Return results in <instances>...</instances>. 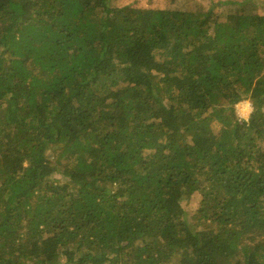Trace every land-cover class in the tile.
I'll return each mask as SVG.
<instances>
[{
  "label": "trees",
  "instance_id": "1",
  "mask_svg": "<svg viewBox=\"0 0 264 264\" xmlns=\"http://www.w3.org/2000/svg\"><path fill=\"white\" fill-rule=\"evenodd\" d=\"M218 4L0 0V264H264V5Z\"/></svg>",
  "mask_w": 264,
  "mask_h": 264
},
{
  "label": "rangeland",
  "instance_id": "2",
  "mask_svg": "<svg viewBox=\"0 0 264 264\" xmlns=\"http://www.w3.org/2000/svg\"><path fill=\"white\" fill-rule=\"evenodd\" d=\"M114 5H126L131 4L138 7H151V8H185L188 10H199V9H208L211 6H214L215 4H218L219 1L224 0H112ZM261 3L264 5V0H260ZM218 8H223L222 5L217 6ZM222 10V9H221ZM244 103H247L250 105V110L248 114L244 115L243 109H245ZM242 109V110H241ZM253 110L252 101L249 98H243L241 101H239L235 105V111L237 113V116L239 118L247 119ZM53 178H56V176H53ZM183 206L185 207L187 217L189 219H192V216L194 212L196 211V204L197 199L191 198V199H184L182 201Z\"/></svg>",
  "mask_w": 264,
  "mask_h": 264
},
{
  "label": "bare ground",
  "instance_id": "3",
  "mask_svg": "<svg viewBox=\"0 0 264 264\" xmlns=\"http://www.w3.org/2000/svg\"><path fill=\"white\" fill-rule=\"evenodd\" d=\"M245 105V109H241L242 111H244V115L248 114L249 110H250V105L247 103H244L243 106Z\"/></svg>",
  "mask_w": 264,
  "mask_h": 264
},
{
  "label": "built area",
  "instance_id": "4",
  "mask_svg": "<svg viewBox=\"0 0 264 264\" xmlns=\"http://www.w3.org/2000/svg\"><path fill=\"white\" fill-rule=\"evenodd\" d=\"M248 118H249V117H248ZM248 118H247V119H248ZM241 119H244V118H241ZM247 119H245V120H247Z\"/></svg>",
  "mask_w": 264,
  "mask_h": 264
}]
</instances>
